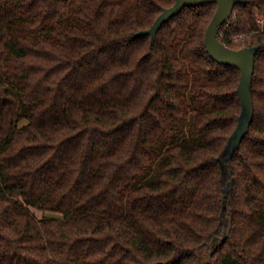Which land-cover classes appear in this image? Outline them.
<instances>
[{
	"label": "trees",
	"instance_id": "trees-1",
	"mask_svg": "<svg viewBox=\"0 0 264 264\" xmlns=\"http://www.w3.org/2000/svg\"><path fill=\"white\" fill-rule=\"evenodd\" d=\"M0 0V264H264V0ZM247 102V101H246Z\"/></svg>",
	"mask_w": 264,
	"mask_h": 264
},
{
	"label": "water",
	"instance_id": "water-1",
	"mask_svg": "<svg viewBox=\"0 0 264 264\" xmlns=\"http://www.w3.org/2000/svg\"><path fill=\"white\" fill-rule=\"evenodd\" d=\"M243 2H245V0H175L171 7L162 10L151 28L140 32L139 35H150L151 41L154 42L156 34L162 24L167 22L170 18L178 15L184 7L216 3V11L205 32L204 45L210 57L216 62L223 65L233 66L240 70L241 77L239 88L248 95V100H246L247 102L245 101L244 104L247 108V116L250 117L251 114L250 112L248 113L247 103L250 102L251 95L246 81L253 71V53L248 49H228L217 38L219 28L232 16L235 5Z\"/></svg>",
	"mask_w": 264,
	"mask_h": 264
},
{
	"label": "rangeland",
	"instance_id": "rangeland-1",
	"mask_svg": "<svg viewBox=\"0 0 264 264\" xmlns=\"http://www.w3.org/2000/svg\"><path fill=\"white\" fill-rule=\"evenodd\" d=\"M242 117H247V108H246V105L244 104L243 105V113H242Z\"/></svg>",
	"mask_w": 264,
	"mask_h": 264
}]
</instances>
